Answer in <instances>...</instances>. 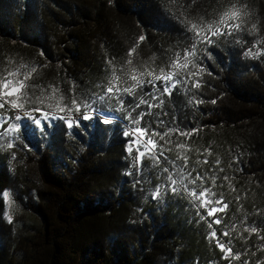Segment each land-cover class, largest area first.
Instances as JSON below:
<instances>
[{
  "label": "trees",
  "instance_id": "trees-1",
  "mask_svg": "<svg viewBox=\"0 0 264 264\" xmlns=\"http://www.w3.org/2000/svg\"><path fill=\"white\" fill-rule=\"evenodd\" d=\"M232 5L247 12L241 28L209 46L211 58L198 45L195 75L171 96L148 85L104 106L119 120L79 119L73 128L24 120L22 135L0 142V264H264V0H0V76L28 77L23 110L68 114L58 105L73 96L131 84L133 72L159 75L177 55L183 63L185 25L206 26ZM16 112L0 109L9 119ZM141 125L157 143L141 150L162 151L158 160L126 151L122 132ZM177 128L198 131L188 137ZM7 187L36 217L15 241L3 216ZM205 188L223 196L224 212L207 215L192 195Z\"/></svg>",
  "mask_w": 264,
  "mask_h": 264
},
{
  "label": "snow or ice",
  "instance_id": "snow-or-ice-1",
  "mask_svg": "<svg viewBox=\"0 0 264 264\" xmlns=\"http://www.w3.org/2000/svg\"><path fill=\"white\" fill-rule=\"evenodd\" d=\"M195 3V0H193ZM247 15L246 11H242L237 8L235 5L231 6V9L228 11L222 12L218 19L215 22L208 23L204 26L202 23H192L190 28L185 25V30L188 33L187 39L190 41V46L186 47L185 52L183 53V63H181V56L177 55L175 59L169 61L168 68H160V74L157 75L155 70H148L147 72H133L130 75L131 84H128L127 80H124L123 87L120 83L113 85L111 82L108 83V86L103 89V94H84L80 97L73 96L70 104L63 105L59 111L66 112L68 114L58 115L51 111L42 110L40 107H34L29 111H23L22 114H17L11 119L6 117L3 114H0V126L7 125L4 129V133L13 132L17 135L23 134V122L24 120H29L32 124L37 127L46 128L51 120H61L66 125L67 128H73L74 125L77 127L80 124V120H74L72 115H70L73 110L79 114L80 118L83 120L99 119L101 123H110L112 117L105 111V105L110 102H116L119 104H125L123 100V94L133 93V94H142L146 86L151 85L153 88H157L162 94L171 96L173 91L177 88L179 81H189L191 77L195 75L191 71L189 65L192 61H195L197 53L200 51L198 45H203V51L207 53L208 58H211L212 53L209 50V46L215 47L220 44L221 40L224 37H231L233 34L241 28V23L239 19L241 15ZM183 23V22H182ZM255 28V25H253ZM140 41L144 40L143 36L139 37ZM135 51V48L129 49L128 56L130 57ZM191 57L190 61L188 58ZM131 64V60L127 62ZM177 64L180 65L181 69L189 68V71L182 73L176 71ZM11 75V74H9ZM27 76L23 80H9L6 76H0V109H4L7 104L10 108L16 110H23L24 103L21 100H18V97L24 96V89L26 88ZM115 79V76H110L109 81ZM193 87L199 88L200 82L197 80L192 84ZM139 90V93H137ZM149 98L155 101H159L160 97L155 96L152 93H149ZM147 103V101H143ZM203 100L197 101V103H203ZM215 100H212L211 103H215ZM100 105V107H97ZM139 106V105H137ZM154 104H148L149 108L154 107ZM162 106V105H161ZM115 109H109L108 111H114ZM39 112L40 115L37 116L34 113ZM139 120H143V115H139ZM15 121V122H13ZM182 136L191 137L192 133L198 131L196 128H189L183 130L180 128L175 129ZM122 134L127 138V149L126 151L129 154L135 152L137 161H141L142 158L150 159H159L160 155H163V152H159L158 155L153 156L151 151H142L146 145H151L152 149H157V143L154 141L150 134L149 130L141 125L140 127H133L130 130H124ZM159 135L161 139L164 138V132L153 133ZM179 146V145H178ZM7 148H12L11 143L6 144ZM185 159V165L187 166V157ZM207 162V161H206ZM175 167V162H173ZM146 166V165H145ZM163 171L168 172L169 169L165 168ZM173 186L172 192H176L175 188V178L171 177ZM196 179L203 180L202 176L197 175ZM168 185H165V190H167ZM5 198H8V193H5ZM160 195L159 185L156 186V190L152 193V199H157ZM193 196L202 197L203 200L201 203L207 209L208 216H215L217 212H224L228 207L226 201L221 195L219 198H214V194L210 192L209 189L205 188L203 191L192 190ZM237 199H239L237 197ZM9 222H12V217L8 216ZM212 223L220 224L221 220L219 218L215 219ZM211 227V224L209 225ZM253 232L257 231V228L251 229ZM227 235V233H225ZM210 236L216 238V233H210ZM217 244L220 247L222 252H227L228 254H234L233 249L230 246H226L223 243L219 242L217 238Z\"/></svg>",
  "mask_w": 264,
  "mask_h": 264
},
{
  "label": "rangeland",
  "instance_id": "rangeland-1",
  "mask_svg": "<svg viewBox=\"0 0 264 264\" xmlns=\"http://www.w3.org/2000/svg\"><path fill=\"white\" fill-rule=\"evenodd\" d=\"M11 80H19V79L15 78V76L13 75V77L11 76ZM18 100H20L19 97H18ZM41 103L44 105H47V106L50 104L47 101H44ZM54 103L56 104L55 106L54 105L53 106L49 105V106L50 107H57L58 102L55 101ZM40 106H38V107H40ZM42 107H44V106H42ZM42 107H40V108H42ZM58 107L61 108L62 106L59 104ZM29 110H31V109L22 110V111H29ZM42 110L51 111L49 109H44V108H42ZM51 112L55 113L54 111H51ZM34 114L37 116L40 115L39 112L34 113ZM108 114L112 117V120H119V118L117 117L116 114H114L112 112H108ZM58 115H65V114H58ZM72 117L74 120L81 119L79 115H72ZM100 118L103 119V117H100ZM11 134H12V132H8L6 134L0 135V142L4 141L8 137H11ZM5 193H8V198H5V195H4ZM18 193H19V191H18ZM1 197H2L3 202H4L3 216H4V219L7 222V224H9L8 229H9V232L11 234L10 239L12 241H15L18 233H22V232L28 231L30 229V227H31L30 225H33V224H29V223H31V222L34 223V221H36V217L32 216V214L30 212H28L26 210V208L23 207L21 204L16 203L14 201L13 194L11 192V188H8V187L5 188L2 192ZM8 216L12 217V222H9ZM25 225H28L29 228L26 227Z\"/></svg>",
  "mask_w": 264,
  "mask_h": 264
},
{
  "label": "built area",
  "instance_id": "built-area-1",
  "mask_svg": "<svg viewBox=\"0 0 264 264\" xmlns=\"http://www.w3.org/2000/svg\"><path fill=\"white\" fill-rule=\"evenodd\" d=\"M22 112H23L22 110H19V111L17 110L16 115L17 114H22Z\"/></svg>",
  "mask_w": 264,
  "mask_h": 264
}]
</instances>
